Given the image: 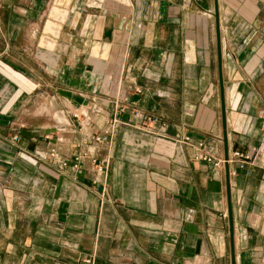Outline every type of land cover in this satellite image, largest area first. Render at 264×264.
I'll use <instances>...</instances> for the list:
<instances>
[{"label":"crops","instance_id":"1","mask_svg":"<svg viewBox=\"0 0 264 264\" xmlns=\"http://www.w3.org/2000/svg\"><path fill=\"white\" fill-rule=\"evenodd\" d=\"M263 117L264 0H0V264H264Z\"/></svg>","mask_w":264,"mask_h":264},{"label":"built area","instance_id":"2","mask_svg":"<svg viewBox=\"0 0 264 264\" xmlns=\"http://www.w3.org/2000/svg\"><path fill=\"white\" fill-rule=\"evenodd\" d=\"M124 107H121V109H123ZM99 111V110H98ZM89 113H76L74 114V117L76 119H80V115L84 118V121L83 123H87L89 120H90V117L88 116ZM263 125H264V117H263ZM19 137L18 135H15L14 136V140H17ZM58 140L59 141H63L64 138L63 137H58ZM108 140V135H96L95 138H94V141L97 143V144H100L102 142H105ZM94 152V149H90L88 148L86 150V153L84 154H88V153H93ZM40 156H42L41 154H39ZM52 156L54 157V160L55 162H57V159H56V152H52ZM250 158L249 155H246L240 151H235L233 154H230L229 156V163L231 164V162L233 161V159H238L240 160V167L241 168H244L246 167V163H247V160ZM201 159H204L208 162H212L215 166H224L225 165V159H220V160H215L212 156H209V155H204L201 157ZM94 161L96 162V159H94ZM63 167H66L67 166V162H61ZM76 166V165H75ZM96 166H97V172L99 175H104L106 174V166L102 163H96ZM85 264H91V260H87Z\"/></svg>","mask_w":264,"mask_h":264},{"label":"water","instance_id":"3","mask_svg":"<svg viewBox=\"0 0 264 264\" xmlns=\"http://www.w3.org/2000/svg\"><path fill=\"white\" fill-rule=\"evenodd\" d=\"M217 16H219V7L216 6ZM218 51H219V64H220V81H221V98H222V109H223V119L224 124L227 126V111H226V102H225V87H224V79H223V61H222V45H221V37H220V27L218 24ZM227 142V137H226ZM229 149L226 143V151H225V169L227 176V193H228V204H229V217H230V227L231 234L234 233V221H233V212H232V203H231V170L229 163ZM233 264H236L235 255L233 256Z\"/></svg>","mask_w":264,"mask_h":264}]
</instances>
